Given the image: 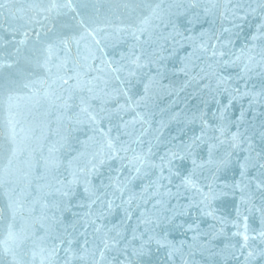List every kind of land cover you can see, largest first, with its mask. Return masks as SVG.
<instances>
[{
	"label": "water",
	"instance_id": "water-1",
	"mask_svg": "<svg viewBox=\"0 0 264 264\" xmlns=\"http://www.w3.org/2000/svg\"><path fill=\"white\" fill-rule=\"evenodd\" d=\"M261 232L264 0H0V264H264Z\"/></svg>",
	"mask_w": 264,
	"mask_h": 264
},
{
	"label": "snow or ice",
	"instance_id": "snow-or-ice-1",
	"mask_svg": "<svg viewBox=\"0 0 264 264\" xmlns=\"http://www.w3.org/2000/svg\"><path fill=\"white\" fill-rule=\"evenodd\" d=\"M70 6V5H69ZM86 111V110H85ZM172 157H173V159H169L168 160V164L169 165H171V164H173V160L174 159H181V157H179L176 153H172ZM137 160H143L144 159V157H137L136 158ZM162 160L163 159H165V157H162L161 158ZM195 161H193V164L195 165ZM137 171H139V169H137ZM169 171H171V169H169ZM182 183L185 185V186H191V187H194V182H193V180H192V176L191 175H188V176H184V177H182ZM247 231V225H245V232ZM11 235V234H10ZM260 235L261 236H264V232H261L260 233ZM244 239H245V241H247V239H248V236L245 234L244 235ZM158 243H160L159 241H157ZM161 246H164V245H161ZM250 255H251V253H250Z\"/></svg>",
	"mask_w": 264,
	"mask_h": 264
}]
</instances>
